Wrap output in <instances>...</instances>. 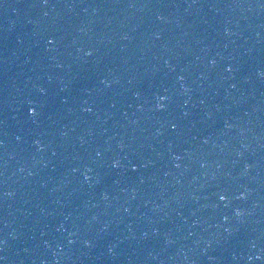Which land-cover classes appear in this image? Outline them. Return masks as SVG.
I'll return each instance as SVG.
<instances>
[{
    "label": "water",
    "instance_id": "1",
    "mask_svg": "<svg viewBox=\"0 0 264 264\" xmlns=\"http://www.w3.org/2000/svg\"><path fill=\"white\" fill-rule=\"evenodd\" d=\"M0 264H264V0H0Z\"/></svg>",
    "mask_w": 264,
    "mask_h": 264
},
{
    "label": "snow or ice",
    "instance_id": "2",
    "mask_svg": "<svg viewBox=\"0 0 264 264\" xmlns=\"http://www.w3.org/2000/svg\"><path fill=\"white\" fill-rule=\"evenodd\" d=\"M49 43H51V41H49ZM88 55H91V52L88 53ZM230 70V69H229ZM162 107V105H161ZM90 110V109H89ZM33 111H35V109H33ZM173 127H175V125H173ZM119 165V161H115L114 162V166H118ZM220 199L223 200L225 199V197L223 195L220 196ZM240 213L238 212L237 215H239ZM71 242V241H70Z\"/></svg>",
    "mask_w": 264,
    "mask_h": 264
}]
</instances>
